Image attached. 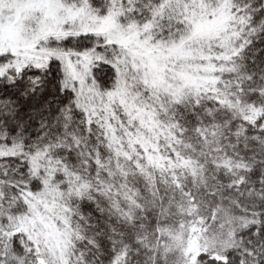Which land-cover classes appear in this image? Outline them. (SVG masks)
<instances>
[{
	"label": "snow or ice",
	"instance_id": "1",
	"mask_svg": "<svg viewBox=\"0 0 264 264\" xmlns=\"http://www.w3.org/2000/svg\"><path fill=\"white\" fill-rule=\"evenodd\" d=\"M0 264H264V0H0Z\"/></svg>",
	"mask_w": 264,
	"mask_h": 264
}]
</instances>
